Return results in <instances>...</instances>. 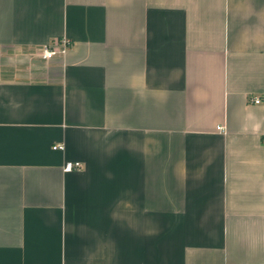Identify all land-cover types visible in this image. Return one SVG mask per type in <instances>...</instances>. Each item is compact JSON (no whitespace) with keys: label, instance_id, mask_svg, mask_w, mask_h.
I'll return each instance as SVG.
<instances>
[{"label":"crops","instance_id":"obj_1","mask_svg":"<svg viewBox=\"0 0 264 264\" xmlns=\"http://www.w3.org/2000/svg\"><path fill=\"white\" fill-rule=\"evenodd\" d=\"M258 95L264 0H0V264H264Z\"/></svg>","mask_w":264,"mask_h":264},{"label":"built area","instance_id":"obj_2","mask_svg":"<svg viewBox=\"0 0 264 264\" xmlns=\"http://www.w3.org/2000/svg\"><path fill=\"white\" fill-rule=\"evenodd\" d=\"M70 41L67 37H61L54 39L50 44H47L42 47L38 56L43 60H49L53 57H64L69 49ZM253 103L264 105V95L263 96H254L252 98ZM219 130H223V127H218ZM54 149H62V145L53 146ZM81 163L78 161H65L63 164V171L68 172L76 169H80Z\"/></svg>","mask_w":264,"mask_h":264}]
</instances>
